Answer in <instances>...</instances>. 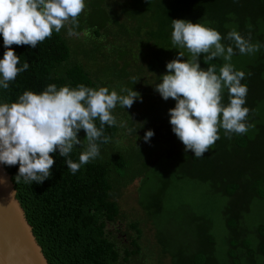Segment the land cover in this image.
I'll return each instance as SVG.
<instances>
[{
  "label": "trees",
  "instance_id": "16d2710c",
  "mask_svg": "<svg viewBox=\"0 0 264 264\" xmlns=\"http://www.w3.org/2000/svg\"><path fill=\"white\" fill-rule=\"evenodd\" d=\"M172 19L218 30L224 37L221 42L233 46L231 62L238 69L242 65L246 74L244 106H249L247 122L252 127L231 138L219 129L220 139L200 158L185 152L172 130L169 109L176 101L164 100L155 90L179 50L185 52L181 59L190 56L172 44ZM78 22L75 31L89 35L86 39L68 38L65 26L59 33L53 30L36 48L12 45L20 56L18 67L25 62L30 67L7 90L0 88V103L15 102L27 90L41 93L49 84L58 89L84 84L105 86L118 94H126L120 92L122 87L136 90L144 106L136 113L126 112L124 125L116 115L123 107L117 104L112 110L117 124L104 127L109 142L98 141L100 155L75 174L58 150L52 153V176L42 184H27L22 178L17 183L19 165H4L49 264H149L150 258L159 264H264V224L257 228L256 238L242 226L254 202L264 201V0H85ZM231 30L246 38L251 33V43H259L260 50L240 54L226 39ZM5 51L0 35V59ZM199 62L204 69L215 65L217 73L225 63L219 57L206 62L204 54ZM145 79L151 85L148 91L140 83ZM222 95L226 105L227 89ZM149 129L154 136L145 142ZM78 136L83 140L86 132L81 129ZM82 150L75 146L71 159L78 162ZM135 180L145 217L131 219L120 198ZM187 183L203 185L221 198L228 230L224 249L219 246L214 212L202 202L181 201L177 207L188 220V229L176 230L162 220L174 208L175 190L180 192ZM150 224L155 234L147 237ZM148 245L156 246L158 254L149 252Z\"/></svg>",
  "mask_w": 264,
  "mask_h": 264
},
{
  "label": "clouds",
  "instance_id": "9594fccd",
  "mask_svg": "<svg viewBox=\"0 0 264 264\" xmlns=\"http://www.w3.org/2000/svg\"><path fill=\"white\" fill-rule=\"evenodd\" d=\"M84 9L85 0H0V35L6 48L0 59V88L7 90L10 82L30 67L28 62L18 67L20 56L12 45L36 48L52 36L53 30L59 33L66 25H71L68 35L77 36L75 28ZM172 28L174 48L186 49L190 56L181 59L185 52L179 50L177 57L167 63V72L155 84V90L164 100L176 101L175 107L169 109L172 130L185 152L191 151L200 158L220 139L219 129L231 138L252 127L247 122L250 109L244 106L248 88L242 80L246 74L234 69L233 46L226 47L221 42L224 37L218 30L186 19H172ZM226 39L234 43L240 54H253L261 48L259 43H251V33L246 38L231 30ZM201 54L206 62L218 57L225 61L219 73L215 65L201 68ZM133 82H137L135 78ZM224 89L228 94L226 105L222 103ZM120 92L126 94L105 86L80 84L58 89L56 84H49L41 93L27 90L15 102L0 103V163L19 165L17 183L22 178L27 184H42L52 176V153L58 150L75 174L100 155L98 141L109 142L104 127L117 124L112 111L117 104L131 108L138 98L142 101L136 90L122 87ZM81 129L86 132L83 140L78 136ZM132 131L129 129V133ZM153 136L154 130L149 129L143 139L149 142ZM75 146L83 149L78 162L70 156Z\"/></svg>",
  "mask_w": 264,
  "mask_h": 264
},
{
  "label": "rangeland",
  "instance_id": "374dc122",
  "mask_svg": "<svg viewBox=\"0 0 264 264\" xmlns=\"http://www.w3.org/2000/svg\"><path fill=\"white\" fill-rule=\"evenodd\" d=\"M66 26L67 28L70 27V25H66ZM65 34L67 35L68 38L72 40H76L78 38H83V37H85L86 39V36H89V35L85 36V33H80V35H77V36H69L68 33H65ZM90 41H91V38H90ZM231 63L234 66L236 64L235 61ZM241 66L239 67V69L237 68V66H235L234 69L243 70ZM141 82L146 87H148V88L145 87L147 91L151 89V85L148 84L147 79L141 80L140 83ZM145 88L144 86L141 87V91L143 93H146L144 91ZM143 106L144 105H142L141 99L138 98L134 102L131 108H123L121 110H117L118 113H116V115L118 119L120 120L122 119V121H124V125H127L128 124L127 121L124 120L125 113L128 111L136 113L141 108H143ZM246 107H249V106L247 105ZM138 185H139V180H135L131 185L125 188L120 198L121 206H122L124 213L127 214L131 219H135L138 216L142 218L145 217V213L142 212V209L140 205L138 204V198H139ZM182 187L183 189L180 190V192L179 190H175L174 198L176 200H175L174 208L171 209V214L169 213L168 215H165V218H163L162 220L168 221L169 224L172 223L173 226L176 228V230L178 229V227H181L182 230L188 229L186 225L189 222L188 220H186V218L180 216L178 211H176L177 207L179 206L181 201L190 202L193 200L196 202H202L207 208H210V209L205 208L206 210L214 212L215 218L213 222L215 225V231L219 238V246L222 247L221 249H224V244H225L224 235L228 234V230L226 228V221H225V218L223 217V213L221 209L223 205V203H221L222 202L221 198L219 199L217 195H213L212 192L210 193L208 190H206L207 187L203 185L195 186L192 183H187V184L182 185ZM128 221L129 220H126V222ZM126 222H124L125 225H126ZM263 224H264V201L260 202L259 200H256L253 206L251 207V211L248 213L247 218L243 220L242 226H244L246 231L249 232V236L251 235L253 238H256L257 228ZM148 227L149 229L147 227L145 228L146 234H149L147 235V237H151L150 235L153 236L155 234V230L153 228V231H151L152 230L151 224ZM174 233L175 232H173V234ZM150 242L152 243L153 240H151ZM149 248H151V246L148 245L147 249ZM157 251H158V248L156 249V246L155 247L152 246V248L149 250V252H153L152 254H158ZM155 260L156 261L150 258L149 264H159L157 262V259Z\"/></svg>",
  "mask_w": 264,
  "mask_h": 264
},
{
  "label": "water",
  "instance_id": "95a60500",
  "mask_svg": "<svg viewBox=\"0 0 264 264\" xmlns=\"http://www.w3.org/2000/svg\"><path fill=\"white\" fill-rule=\"evenodd\" d=\"M7 179V183L3 178ZM0 264H49L25 209L17 198L11 174L0 163Z\"/></svg>",
  "mask_w": 264,
  "mask_h": 264
}]
</instances>
